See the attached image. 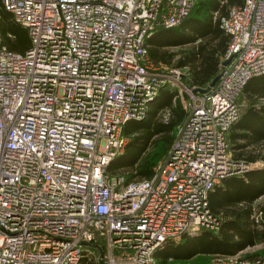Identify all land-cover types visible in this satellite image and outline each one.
<instances>
[{
    "label": "built area",
    "instance_id": "built-area-1",
    "mask_svg": "<svg viewBox=\"0 0 264 264\" xmlns=\"http://www.w3.org/2000/svg\"><path fill=\"white\" fill-rule=\"evenodd\" d=\"M194 2L0 0L30 40L9 48L0 31V264H156L166 240L218 228L209 191L251 168L230 156L226 133L241 88L264 72V0L220 16L229 60L201 93L179 67L156 65L147 45ZM164 86L187 114L154 172L124 182L106 169L127 143L123 125ZM159 112L167 118L169 108ZM252 217L264 228V210ZM209 264H264V254L216 252Z\"/></svg>",
    "mask_w": 264,
    "mask_h": 264
},
{
    "label": "crops",
    "instance_id": "crops-1",
    "mask_svg": "<svg viewBox=\"0 0 264 264\" xmlns=\"http://www.w3.org/2000/svg\"><path fill=\"white\" fill-rule=\"evenodd\" d=\"M239 2L240 0H195L189 16L194 19L186 22V28L189 30V33L193 35L198 34L196 36L197 38H200L203 33H205L206 36H210L215 32L217 37L214 41L218 43L219 48L222 47L225 49L227 36L223 31H220L217 28L210 12L212 9H217L219 14H225L232 4ZM159 28L161 27H156L154 32ZM147 45L149 58L160 68L176 66L174 65L173 59L169 63L155 61L149 54L150 43L148 40ZM188 45L189 42L172 45L166 44L162 46V48L169 52H178L181 49L186 48ZM217 52H219L218 57L221 66L223 53L220 49H218ZM176 67H179L182 70V78L186 85L192 86V88H204L208 86L209 82L202 85L192 83L191 72L188 65ZM194 91L198 93L204 92L199 90ZM175 93V88L170 86L162 87L157 95L149 102L147 110L154 109L159 112L164 107L170 109V106H173L176 108L177 104H179L185 112V117L188 109L184 106L185 102L179 97H176ZM184 96L188 97V94L185 93ZM255 101L256 100H253L251 102L250 98L244 93L238 96L240 115L226 133L227 148L230 156L235 159H246L251 164V168L242 176H226L219 179L208 194L211 209L216 212L225 211L224 216L226 219H233L236 212L239 211H242V217H247L246 212L243 210L246 209V206L249 203L252 205V211L253 207L256 205L263 206V201H260L259 199L264 196V108L260 109L258 108V105H264V98L263 100L258 101L257 104L254 103ZM184 117L175 124V128ZM228 196L233 197H231L232 199H229ZM234 196L237 197L234 198ZM229 208H235L236 212H227ZM240 225V229L249 231V240H256L255 244L261 242L264 246V233L256 232L252 229L249 222H244ZM213 233L214 234L207 231V229L201 228L196 234L182 235L178 240H175L174 243H164L162 247L154 252L156 264H160V261L164 262L171 258L190 260L199 254L212 255L216 252L229 253L240 251L243 255L248 256L264 254V247L256 251H251L246 249L247 246L241 247V245L236 244L235 241H239L242 232L235 231V229L231 228V225L225 226L222 231L221 229H216ZM231 233L232 237L230 236ZM221 234H226V237L230 239L228 241L222 239ZM258 238H261L262 240ZM232 241H234L235 244H233ZM247 242L248 241H246V243Z\"/></svg>",
    "mask_w": 264,
    "mask_h": 264
},
{
    "label": "trees",
    "instance_id": "trees-1",
    "mask_svg": "<svg viewBox=\"0 0 264 264\" xmlns=\"http://www.w3.org/2000/svg\"><path fill=\"white\" fill-rule=\"evenodd\" d=\"M241 2L242 0H240L239 3ZM193 5L191 6L189 12L183 17V19L179 23L168 27L158 26L161 28H159L155 32L153 31L154 33H152L147 38V40L150 43L149 54L155 61H163L169 63L173 59L174 65L176 66L188 65L191 72L192 83L202 85L210 82V80L220 71L221 66L220 59L218 57L219 52H217V50L220 49V51L223 53L224 59L225 50L229 41V34L226 33L219 26L220 16L224 14H219L217 12V9H212L210 13L211 17L214 18L212 19L216 23L217 28L220 31H223L227 36L225 49H223L222 47L219 48L218 43L214 41V39L217 37L215 32H213L210 36H206V34L203 33V35L201 34L202 36H200V38L196 37L198 34L193 35L189 33V30L186 28V22L188 20L191 21L192 19H194L189 17ZM214 11L217 12L216 16H214ZM227 12L228 10L226 11V13ZM0 31L2 33L3 41L7 44L9 48H13L16 50H24L29 46L30 40L26 27L14 21L11 17V13L7 11L1 4ZM8 31L12 34L11 36L7 35ZM186 42H189V45L178 52H169L166 49L162 48V46L166 44L172 45ZM210 89L211 87H208L206 91H209ZM242 93L248 96L251 102L253 100H256L254 102L256 104L258 103V101L263 100L264 72L251 76L241 88L240 95ZM258 108L263 109L264 105L260 104L258 105ZM184 115V110L179 104H177L176 108L170 106L167 118H162L163 116L160 112H157L154 109H149L146 111L145 115L142 118H132L127 120L123 125V133L127 137L129 136V139L127 140L123 151L113 156L108 162L106 166L107 171L117 172L120 168L124 169V166H129L127 172H124L122 170L115 173L116 175H122L124 182L149 177L154 172L156 165L162 160V158L167 153L168 148H170L174 137L175 124L179 120H181ZM149 142H151L150 145L152 147L146 151V148L148 146L147 143ZM132 143L134 147L132 158L129 160H122V156L126 154L128 147ZM247 171H249V169ZM246 172L242 174H232L228 176H242ZM231 197L233 196H228L229 199H232ZM236 197L234 196V198ZM246 209L243 211L246 212L247 217H242V211L236 212L235 208H229L227 212H236V214L233 219H226L224 216L225 211L216 212L213 211L210 207V210L220 217L217 229H221L222 231L225 226L231 225V228L235 229V231H239L240 233L242 232L240 234L241 238L239 239V241H235V243L241 245V247L253 245L255 244L256 240H249V231H244L240 229V224H243L244 222H249L252 229H254L256 232L264 233V228H260L259 226H257L253 220L252 205L250 203L246 206ZM207 231L214 234V230L207 229ZM230 236L232 237V233L230 234ZM222 239L228 241L230 238L226 237V234H223ZM246 241L248 242L246 243ZM167 242L174 243L175 241L166 240L164 243ZM232 243L235 244L234 241H232ZM163 244L160 247H162ZM84 264H91V262H85Z\"/></svg>",
    "mask_w": 264,
    "mask_h": 264
},
{
    "label": "rangeland",
    "instance_id": "rangeland-1",
    "mask_svg": "<svg viewBox=\"0 0 264 264\" xmlns=\"http://www.w3.org/2000/svg\"><path fill=\"white\" fill-rule=\"evenodd\" d=\"M172 48H179V47H172ZM176 50V49H175ZM162 118H164V117H162ZM128 139H129V136H128ZM151 144V142H149V143H147V148H146V151L148 150V149H150L152 146L150 145ZM150 145V146H149ZM133 149H134V147H133V143L128 147V150H127V152H126V154L124 155V156H122V160L123 159H125V160H129V159H131L132 158V156H133ZM168 150H169V148H168ZM168 150H167V153H168ZM167 153L165 154V156L162 158V160L161 161H163L164 160V158L166 157V155H167ZM160 161V162H161ZM251 165V164H250ZM157 166V165H156ZM128 168H129V166H124V169L123 168H120L118 171H124V172H127L128 171ZM117 171V172H118ZM110 174H112V175H114L115 173H117L116 171L115 172H112V171H108ZM260 201H263V206H259V205H256L255 206V208L256 209H262V210H264V196L263 197H261L260 199H259ZM204 229H210V230H216L217 228H204ZM200 231V230H199ZM198 231V232H199ZM97 235V239L101 242V243H103L104 242V239L102 238V237H100L99 235H98V233L96 234ZM264 246L262 245V244H260V242L259 243H256V245H253V246H251L250 248H248L247 250H251V251H256V250H259V249H262ZM92 248V250H94L95 252H97V249L94 247V246H92L91 247ZM214 254V253H213ZM213 254L211 255V254H199V255H196L195 257H193L192 259H190V260H185V259H178V258H171V259H168V260H166V261H160L159 263L160 264H209L210 263V261H211V259H212V257H213Z\"/></svg>",
    "mask_w": 264,
    "mask_h": 264
},
{
    "label": "water",
    "instance_id": "water-1",
    "mask_svg": "<svg viewBox=\"0 0 264 264\" xmlns=\"http://www.w3.org/2000/svg\"><path fill=\"white\" fill-rule=\"evenodd\" d=\"M229 60V58H224L222 61H221V69L224 68L225 64L227 63V61ZM221 75V72H218L212 79L211 81L209 82L208 86L207 87H194L192 88L193 90H199V91H205L208 89V87L212 86L215 84V82L217 81V79L220 77ZM87 243V242H86Z\"/></svg>",
    "mask_w": 264,
    "mask_h": 264
}]
</instances>
